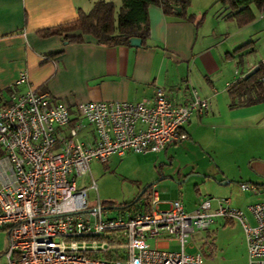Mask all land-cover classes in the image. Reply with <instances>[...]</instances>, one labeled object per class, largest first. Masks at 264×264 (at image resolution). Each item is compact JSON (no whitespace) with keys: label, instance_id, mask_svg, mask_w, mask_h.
Masks as SVG:
<instances>
[{"label":"built area","instance_id":"2783aa9c","mask_svg":"<svg viewBox=\"0 0 264 264\" xmlns=\"http://www.w3.org/2000/svg\"><path fill=\"white\" fill-rule=\"evenodd\" d=\"M25 80L20 72L0 91V264H204L191 239L216 219L237 221L247 264H264V200L246 205L249 222L228 198L206 196L187 212L179 200L160 209L150 190L142 210L108 217L97 196L95 206L87 204L86 189L96 190L92 178L87 187L76 184L90 175L91 160L159 152L184 139L182 126L209 109L194 87L168 95L157 86L136 102L88 100L71 111L30 88L17 91ZM239 189L257 190L246 182ZM166 240L179 249L159 244Z\"/></svg>","mask_w":264,"mask_h":264},{"label":"crops","instance_id":"0c3cea01","mask_svg":"<svg viewBox=\"0 0 264 264\" xmlns=\"http://www.w3.org/2000/svg\"><path fill=\"white\" fill-rule=\"evenodd\" d=\"M94 1L0 0V91L24 72L26 80L15 86L17 91L30 88L72 111L77 102H136L151 97L157 86L169 95L187 84L208 98L209 109L182 126L185 140L213 150L237 142L244 159L264 160V102L229 108L225 90L258 63L264 64V11L257 13L251 7L253 21L237 27L226 19L227 11L217 0H189L187 13L196 17L204 13L195 28L190 21L148 5V37L145 45L138 46L99 45L88 35L81 42H65L62 34L38 33L73 20L78 10L87 11ZM170 144L144 154L165 152ZM129 153L134 154L108 159ZM253 169L264 174V162ZM258 186L252 194L262 201L264 188ZM241 210L249 216L245 207ZM159 244L170 249V240Z\"/></svg>","mask_w":264,"mask_h":264},{"label":"rangeland","instance_id":"374dc122","mask_svg":"<svg viewBox=\"0 0 264 264\" xmlns=\"http://www.w3.org/2000/svg\"><path fill=\"white\" fill-rule=\"evenodd\" d=\"M107 1L113 4L114 11L120 5V0ZM219 146L213 150L205 144L182 139L157 154L129 153L122 159H108L105 164L91 160L90 175L77 178L76 184L87 187L91 178L94 181L96 190L86 189L87 204L91 207L96 205V196L100 202H129L146 183L156 181L149 191H156L159 201L179 200L187 212L206 196L228 198L231 207L243 209L257 200L255 194L241 191L239 184L252 183L263 189L264 174L254 172L253 167L264 160L244 159L237 142H232L233 147ZM223 181L229 183L222 185ZM143 201L141 196L137 204ZM158 207L165 209L167 204L159 203ZM125 210L129 209L111 208L106 210V215L117 216ZM247 218L251 222L248 215ZM191 240L203 255L204 264H247L242 229L235 220L216 219L207 230L194 234ZM147 242L150 246L154 244L150 239ZM5 247L6 233L0 229V253ZM170 249L178 250L179 246L170 240ZM185 250L192 251L187 247Z\"/></svg>","mask_w":264,"mask_h":264},{"label":"trees","instance_id":"16d2710c","mask_svg":"<svg viewBox=\"0 0 264 264\" xmlns=\"http://www.w3.org/2000/svg\"><path fill=\"white\" fill-rule=\"evenodd\" d=\"M217 2L224 11H227L226 19L232 20L237 27H243L253 21L255 13L251 7H254L257 13L264 11V0H217ZM188 4L189 0H120L119 7L114 11L111 2L95 0L87 11L78 10L73 20L56 27L41 29L38 33L41 36L62 34L65 42H81L82 37L88 35L96 44L104 46L129 45L130 38H138L140 44L145 45L148 37V5L158 6L165 15L190 21L197 28L203 21L204 13L197 17L187 13ZM175 6L180 10L175 11ZM8 90L7 88L5 91ZM225 90L229 108L264 102V64L258 63L248 74L229 83ZM255 187L257 189L256 185ZM149 188L143 193L144 201L140 204H137L140 197L136 202L132 199L129 202L116 204L105 201L102 204L114 206L119 210L129 209L132 212L142 210L147 202Z\"/></svg>","mask_w":264,"mask_h":264},{"label":"water","instance_id":"95a60500","mask_svg":"<svg viewBox=\"0 0 264 264\" xmlns=\"http://www.w3.org/2000/svg\"><path fill=\"white\" fill-rule=\"evenodd\" d=\"M174 10H175V11H179L180 8L175 6V7H174ZM129 44L132 45V46H138V45L140 44V39H138V38H130V39H129ZM155 182H156V181H152V182H150V183H146V184L140 189V191L136 194V196L133 198V202H136L137 199L140 197V195L143 194L144 191H145L148 187H150V186H152L153 184H155ZM226 182H227V181H223L221 184H226ZM104 208H105V209H110V208H114V209H115L116 207H114V206H105Z\"/></svg>","mask_w":264,"mask_h":264},{"label":"flooded vegetation","instance_id":"af4514ba","mask_svg":"<svg viewBox=\"0 0 264 264\" xmlns=\"http://www.w3.org/2000/svg\"><path fill=\"white\" fill-rule=\"evenodd\" d=\"M145 192V191H144ZM143 194L140 195V197L142 196Z\"/></svg>","mask_w":264,"mask_h":264}]
</instances>
